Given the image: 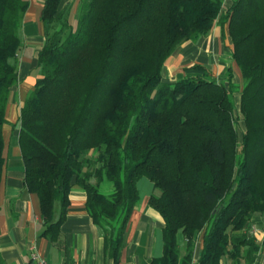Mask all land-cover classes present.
I'll use <instances>...</instances> for the list:
<instances>
[{
  "label": "trees",
  "instance_id": "16d2710c",
  "mask_svg": "<svg viewBox=\"0 0 264 264\" xmlns=\"http://www.w3.org/2000/svg\"><path fill=\"white\" fill-rule=\"evenodd\" d=\"M61 2L43 0L40 77L18 119L24 185L38 198L42 235L57 241L77 185L106 258L117 264L145 177L159 191L148 204L164 221L163 255L151 264H191L199 233L197 264L225 256L253 264L262 245L247 227L264 216V0L227 8L223 0ZM28 4L0 0V181L1 130L18 79L12 60ZM217 23L227 24L242 87L231 68L218 81L199 64L191 68L200 75L164 82L177 46Z\"/></svg>",
  "mask_w": 264,
  "mask_h": 264
},
{
  "label": "crops",
  "instance_id": "0c3cea01",
  "mask_svg": "<svg viewBox=\"0 0 264 264\" xmlns=\"http://www.w3.org/2000/svg\"><path fill=\"white\" fill-rule=\"evenodd\" d=\"M73 0H62L61 6ZM232 0H223L224 8ZM28 8L23 18L20 36L21 46L12 60L17 68V83L12 88L5 109V120L1 135L3 158L0 181V264H36L31 259L34 250L47 264L78 262L80 264H113L104 253V241L97 227L85 210V191L72 185L69 190V205L60 225V236L56 242L42 235L44 223L40 215L39 201L29 193L24 185V161L19 146L18 119L20 110L40 77L37 55L44 44L41 12L43 0H28ZM232 45L227 24L217 23L213 30L196 42L187 41L165 60L162 80L174 82L187 76L200 75L192 70L195 64L206 67L218 81L226 77L228 68L233 72V83L242 87L241 72L232 60ZM238 110L239 97H234ZM139 202L133 208L125 229V238L117 264H151L153 259L163 255L162 228L164 221L148 201L151 195H158L153 182L143 177L138 180ZM108 190V189H107ZM55 217L59 205L55 204ZM263 217L254 216L247 227L248 234L260 243L261 249L253 264H262L264 257ZM176 243L181 256L185 252L186 240L181 231L176 234ZM202 247V233H199L192 255L191 264H197ZM220 264H244L225 256Z\"/></svg>",
  "mask_w": 264,
  "mask_h": 264
},
{
  "label": "built area",
  "instance_id": "2783aa9c",
  "mask_svg": "<svg viewBox=\"0 0 264 264\" xmlns=\"http://www.w3.org/2000/svg\"><path fill=\"white\" fill-rule=\"evenodd\" d=\"M31 259L34 261L36 264H47L43 258H41L38 254H36V251L31 252ZM62 264H80L78 262H65Z\"/></svg>",
  "mask_w": 264,
  "mask_h": 264
},
{
  "label": "rangeland",
  "instance_id": "374dc122",
  "mask_svg": "<svg viewBox=\"0 0 264 264\" xmlns=\"http://www.w3.org/2000/svg\"><path fill=\"white\" fill-rule=\"evenodd\" d=\"M181 46V45H180ZM179 49V46H177V49L175 50V52L177 51ZM174 52V53H175ZM236 114H238V110H236ZM240 126L242 127L243 126V124L242 123H240ZM106 186L105 187H108L109 186V184H105ZM263 219H264V216H263ZM263 222H264V220H263ZM255 227H259V230H262L263 229V227H264V223L263 224H261V225H257V226H255Z\"/></svg>",
  "mask_w": 264,
  "mask_h": 264
}]
</instances>
